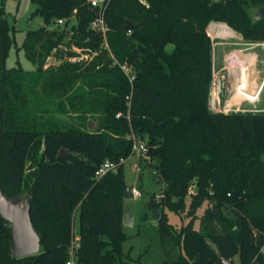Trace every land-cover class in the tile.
Returning <instances> with one entry per match:
<instances>
[{
	"label": "trees",
	"instance_id": "16d2710c",
	"mask_svg": "<svg viewBox=\"0 0 264 264\" xmlns=\"http://www.w3.org/2000/svg\"><path fill=\"white\" fill-rule=\"evenodd\" d=\"M5 1L0 184L10 195H32L31 219L43 238L38 254L15 257L10 223L0 215V264H69L76 218L75 264H147L122 252L124 163L95 176L106 159L119 162L132 153L131 133L147 141L150 167L163 183L156 199L162 264H221V256L264 264V114L210 109L213 40L207 31L211 21L225 22L246 41L264 42V18L252 12L264 0H109L105 19L114 56L90 27L98 9L89 0H31V16L43 19L21 44L31 69L6 63L15 38ZM58 18L68 20L48 29ZM127 19L140 27L129 31ZM73 45L98 53L72 62ZM52 53L61 61L46 67ZM116 59L132 67V83ZM61 148L69 152L59 155ZM29 161L35 169L27 178ZM166 208L187 209L191 219L177 227Z\"/></svg>",
	"mask_w": 264,
	"mask_h": 264
},
{
	"label": "rangeland",
	"instance_id": "374dc122",
	"mask_svg": "<svg viewBox=\"0 0 264 264\" xmlns=\"http://www.w3.org/2000/svg\"><path fill=\"white\" fill-rule=\"evenodd\" d=\"M35 5L31 0H6L4 8L6 10L10 25L14 28V42L10 50V54L6 60L8 66L17 65L20 63L24 69L33 68V64L27 59L24 49L21 47L22 41L28 30L39 28L43 25V19L39 15L31 16V13ZM253 12V11H252ZM222 23L225 26L231 27L225 22L211 21L207 26V31L210 34L214 26L219 27ZM56 24H51L48 29H53ZM216 27V32L220 35L219 39L228 41L231 35H222L219 33V28ZM211 29V30H210ZM233 30V29H231ZM234 31V30H233ZM73 30L69 31L66 40H69L72 36ZM239 36H242L239 32H236ZM233 35V34H232ZM243 37V36H242ZM245 46V45H243ZM257 51L259 59L262 63V83L264 80V45H257ZM63 47H66L63 44ZM172 45L168 47L171 50ZM111 49V47H110ZM222 48L220 44L214 45L213 52L215 53V64L219 67L222 64L221 60ZM110 52V51H109ZM111 53L113 51L111 49ZM110 53V54H111ZM114 55V54H113ZM61 61L57 59L53 53L47 58L45 66L56 65ZM264 90V88H263ZM58 116L63 119H69L65 114L57 112ZM90 121H97L90 119ZM98 126V123H97ZM96 126V127H97ZM40 152L43 150V145L39 149ZM264 157V156H263ZM150 158L139 156L138 154L132 153L127 157L124 162L125 167V179L130 188L139 187L141 190V196H133L125 200V208L129 207L133 214V223L131 225L124 226L125 237L122 242V252L125 258L132 260L140 259L147 264H162L166 254L161 242L160 234L157 229V220L152 215V211L149 207V198L153 195L156 199L158 194L161 193L163 183L159 181L150 167ZM31 161L27 163L26 175L29 177L30 173L35 169L30 166ZM136 163L140 164V169L134 168ZM205 205H202L198 209L197 214L200 216L203 213ZM168 214V220L179 227L182 223L188 222L191 217L187 215V209L182 213H176L170 209H165ZM199 220H196L195 226L199 227ZM75 225L77 227V234L79 233L78 221L75 219ZM235 263L238 261V257L234 258Z\"/></svg>",
	"mask_w": 264,
	"mask_h": 264
},
{
	"label": "crops",
	"instance_id": "0c3cea01",
	"mask_svg": "<svg viewBox=\"0 0 264 264\" xmlns=\"http://www.w3.org/2000/svg\"><path fill=\"white\" fill-rule=\"evenodd\" d=\"M211 29L213 47L220 44L222 48V64L219 67L216 66L213 52V78L209 93L210 109L213 112L263 111L262 63L257 47L252 46L261 45L258 42L246 41L242 36L235 34V30L231 38L224 41L219 39L220 35L216 32V26ZM240 82L243 83V90L256 97L252 98L240 92L238 90ZM75 230L77 232L76 225Z\"/></svg>",
	"mask_w": 264,
	"mask_h": 264
},
{
	"label": "water",
	"instance_id": "95a60500",
	"mask_svg": "<svg viewBox=\"0 0 264 264\" xmlns=\"http://www.w3.org/2000/svg\"><path fill=\"white\" fill-rule=\"evenodd\" d=\"M253 17L256 20L264 18V4L254 9ZM140 25L141 23H134L129 19L126 21V26L131 30L137 29ZM257 113L264 114V110L257 111ZM96 126V122L89 121V128L96 129ZM68 152V149L61 148L59 155L67 154ZM133 196L131 188H126L124 193L125 199L132 198ZM31 199L32 195L29 192L10 195L3 190L0 184V215L10 223L9 229L12 235L11 250L15 257L38 254L42 249L43 235L37 230L31 219ZM149 207L154 218L157 222H160L161 212L153 195L149 198ZM123 223L124 225H131L133 223V214L129 207L124 209ZM221 264H235V260L221 256Z\"/></svg>",
	"mask_w": 264,
	"mask_h": 264
},
{
	"label": "built area",
	"instance_id": "2783aa9c",
	"mask_svg": "<svg viewBox=\"0 0 264 264\" xmlns=\"http://www.w3.org/2000/svg\"><path fill=\"white\" fill-rule=\"evenodd\" d=\"M90 4L97 8V15L96 17L92 20L90 27L93 30H96L97 32H100L103 35V47L105 49H107L108 51H110L111 53V49H110V45L107 39V30H108V26L106 23V19H105V10L107 8V5L109 3V0H89ZM68 18H58L56 21V26H63L66 24ZM71 20V24H74L75 22V16H71L70 18ZM71 24L69 29L71 28ZM129 31H131V29H129ZM258 44L260 45H264V42H258ZM70 51L73 52V54H71L68 58L70 61L72 62H86L91 60L97 53L98 50H94L90 47H79L76 45H73L71 47H69ZM112 56H114L111 53ZM116 63H118L120 65V67L124 70V72L127 74V76L129 77L130 82L132 83L134 78H135V74L134 71L132 69V67L126 63H121L119 62L117 59L115 60ZM263 84H264V80H263ZM238 88L240 90V92L244 93L243 91V83H239L238 84ZM127 98H130V95L127 96ZM117 116H120V113L117 114ZM130 137L133 140V144H132V151L135 154H138L139 156H143L145 158H150L149 157V146L147 144V141L141 138H138L136 136L135 133H131ZM127 160V157H122L120 159L119 162H115L113 160L110 159H106L105 161H103L96 169L95 171V176L96 177H102L103 175H105L106 173L110 172V171H114L118 168V166L122 163H124ZM134 168H136L137 170L140 169V164L136 163L134 165ZM133 195L134 196H141V190L139 187H133L131 188ZM160 197V194H158V198ZM79 245V236H77V234L75 233V237L72 241V244L70 246V259L68 260L69 264H75L76 260H75V248L76 246ZM235 264H239V263H235Z\"/></svg>",
	"mask_w": 264,
	"mask_h": 264
},
{
	"label": "bare ground",
	"instance_id": "6f19581e",
	"mask_svg": "<svg viewBox=\"0 0 264 264\" xmlns=\"http://www.w3.org/2000/svg\"><path fill=\"white\" fill-rule=\"evenodd\" d=\"M217 27V26H216ZM214 28V27H213ZM217 28H219L218 30H219V33L220 34H222V35H232V34H234V31L233 30H231L228 26H225V25H223L222 23H220L219 24V27H217ZM243 74H244V76H245V70L243 71ZM245 84V83H244ZM238 90H239V88H238ZM240 91V90H239ZM244 91V93H246V95L247 96H249V97H252V98H254V97H256V96H254V95H252V94H249L248 92H246L245 90H243Z\"/></svg>",
	"mask_w": 264,
	"mask_h": 264
}]
</instances>
